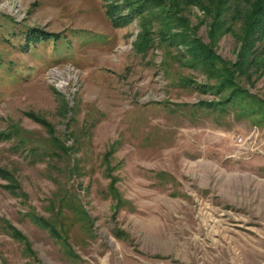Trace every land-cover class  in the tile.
<instances>
[{"label": "rangeland", "instance_id": "1", "mask_svg": "<svg viewBox=\"0 0 264 264\" xmlns=\"http://www.w3.org/2000/svg\"><path fill=\"white\" fill-rule=\"evenodd\" d=\"M109 1L0 0V264H264V75L238 79L252 97L236 105L200 106L228 89L202 91L218 79L156 20L137 50L146 23L115 27ZM156 1L237 60L233 33L208 34L210 2Z\"/></svg>", "mask_w": 264, "mask_h": 264}, {"label": "trees", "instance_id": "2", "mask_svg": "<svg viewBox=\"0 0 264 264\" xmlns=\"http://www.w3.org/2000/svg\"><path fill=\"white\" fill-rule=\"evenodd\" d=\"M108 1V0H104ZM173 2H176L172 0ZM183 3H201L202 0H182ZM210 2L211 22L208 34L217 37L226 31L233 33L239 41L238 57L235 62L220 59L211 45H207L199 39H189L190 27L185 19L179 17L177 12L182 10L176 3L172 6L157 2L156 0H110L104 5L105 13L110 22L116 26H123L127 20L139 16L146 24L142 32L138 34L135 42L137 50H145L152 44L153 37L147 29V23L156 20L159 23L160 31L157 35L164 41L171 44L182 43L181 54L184 55L186 63L192 68L199 67L208 74V77H216V84L205 87L202 91L227 95L221 100L199 101L198 105L211 107L217 106L220 109L227 108V105H236L241 99L252 97L245 88L239 86L238 79L243 75L246 78L264 75V0H207ZM169 2V1H168ZM186 5V4H183ZM175 9H174V8ZM183 7V6H181ZM125 10V12H123ZM175 29L182 28L184 31H170L172 26ZM238 25V26H237ZM237 27V28H236ZM158 29V30H159ZM215 34V35H213ZM58 37L57 34H46L40 30L29 29L26 39L37 40L39 38ZM259 104V103H258ZM260 105V104H259ZM248 113L245 109L240 114ZM117 205L126 201L116 195ZM32 222L39 228H46L49 235L58 241L59 232L47 219L29 213ZM5 219V218H4ZM4 229L14 240L25 241L23 234L7 220H4ZM117 233V232H116ZM62 237V234H61ZM65 242V241H64ZM26 243V242H25Z\"/></svg>", "mask_w": 264, "mask_h": 264}, {"label": "bare ground", "instance_id": "3", "mask_svg": "<svg viewBox=\"0 0 264 264\" xmlns=\"http://www.w3.org/2000/svg\"><path fill=\"white\" fill-rule=\"evenodd\" d=\"M55 73V72H54Z\"/></svg>", "mask_w": 264, "mask_h": 264}]
</instances>
